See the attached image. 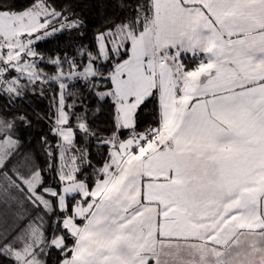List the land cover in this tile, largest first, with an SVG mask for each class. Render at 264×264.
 I'll return each mask as SVG.
<instances>
[{"label": "snow or ice", "instance_id": "obj_1", "mask_svg": "<svg viewBox=\"0 0 264 264\" xmlns=\"http://www.w3.org/2000/svg\"><path fill=\"white\" fill-rule=\"evenodd\" d=\"M117 7L95 51L80 49L83 70L48 58V76L36 45L83 20L70 4L0 0V98L10 105L49 80L60 90L56 142L41 137L57 187L14 135L30 121L0 110V264H48L53 252L56 264H264V0ZM74 78L97 113L108 105L110 135L66 104ZM149 104L154 123L138 131ZM78 137L107 147L102 166Z\"/></svg>", "mask_w": 264, "mask_h": 264}, {"label": "trees", "instance_id": "obj_2", "mask_svg": "<svg viewBox=\"0 0 264 264\" xmlns=\"http://www.w3.org/2000/svg\"><path fill=\"white\" fill-rule=\"evenodd\" d=\"M10 2L17 10H22L28 7L32 0H10ZM52 2L57 10H61L70 4L71 9L69 11L75 10L76 16L74 18H81L83 27L79 31H67L47 38L37 45L36 50L45 58L44 61H41L40 67L44 70L45 68L51 70L50 73L55 70V67L47 63L48 58L74 59L83 66L80 60L83 59L84 61L86 58L79 55L80 49L83 47L95 51L94 38L97 32L111 27L112 22L119 20L122 15L121 10L117 7V0H52ZM51 91L55 95V91L51 89L49 84L38 86L35 92L25 93L24 96L13 101L10 105L7 104V97L0 98V110L9 112L11 115H24L30 121L29 125L18 122L16 126L20 133L21 152H31L36 157L38 164L45 168L47 173L51 171L46 168L47 157L42 149L41 137H46L49 143L54 144L56 142V138L50 131L55 117L54 99ZM74 94L69 95L68 104L75 100L77 104L76 113L81 114L86 111L88 123L97 132V136L110 135L113 128V116L108 105H105L97 113L95 111L98 107L96 97L84 85L78 88ZM81 101L83 102L82 107ZM152 107L153 105L149 104L148 108L141 114L138 131H144L146 127L154 123ZM74 122L73 118V124ZM126 137V132L121 135V139ZM77 143L81 147L85 145L88 147L90 159L95 167L102 166L103 160L106 158L107 147L98 144L95 138L86 142L78 137ZM84 178L82 175L81 179ZM87 181L90 186L94 184L92 175H87ZM58 258L57 254L53 252L47 257L48 264H56Z\"/></svg>", "mask_w": 264, "mask_h": 264}, {"label": "rangeland", "instance_id": "obj_3", "mask_svg": "<svg viewBox=\"0 0 264 264\" xmlns=\"http://www.w3.org/2000/svg\"><path fill=\"white\" fill-rule=\"evenodd\" d=\"M58 26V25H57ZM68 30H64V31H60V32H58V33H56V34H54V35H52L51 37H53V36H55V35H58V34H62V33H64V32H67ZM48 38H50V37H48ZM47 39V38H46ZM41 42V41H40ZM40 42H38V44L37 45H39L40 44ZM37 45H36V47H37ZM82 63H83V65L84 64H86L87 63V60H84L83 61V59H81L80 60ZM38 63H39V67H40V63H41V61H38ZM41 68V67H40ZM64 68H65V71L67 72V64H65L64 65ZM48 76H53V75H55V70L53 71V72H49V71H51V70H49V69H47V68H45V70L43 69V68H41ZM83 70V66H81L80 68H78L77 69V71H82ZM47 84H49V86L51 87V89H53L54 91H55V95L53 94V92L51 91V95H53V99H54V111H55V113H56V106L59 104V87H58V84H57V82L56 81H52V80H49V82L48 83H44V84H40V83H37V85H35V87H40L41 85H47ZM68 88L65 90V93H66V95H65V101H66V104H68V102H67V100H68V97H69V95H67V93H73L74 94V92L78 89V88H80L82 85H84L85 86V83H84V81H82V80H78V79H72V80H70V81H68ZM87 87V86H86ZM88 88V87H87ZM88 90H89V88H88ZM80 91H82V90H80ZM29 92H32L30 89L29 90H26V93H29ZM88 94V93H87ZM88 95H90V94H88ZM93 96H94V94H92ZM55 118V117H54ZM14 135L19 139V140H21L20 139V133L18 132V130L16 129L15 130V133H14ZM37 163H38V161H37ZM86 173H87V175H91V173H92V170L91 169H87L86 170ZM50 174V175H49ZM44 175H45V181H46V183L48 184V185H50V186H52V187H57L58 185H57V182H56V180H55V169H53V170H51V172L50 173H47V172H45L44 173ZM92 178H94L93 176H92ZM2 207L3 206H0V210H2Z\"/></svg>", "mask_w": 264, "mask_h": 264}]
</instances>
